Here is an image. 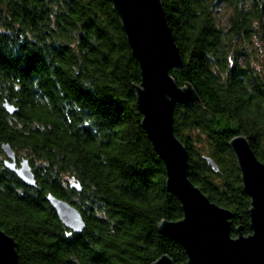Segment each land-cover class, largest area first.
Instances as JSON below:
<instances>
[{
    "label": "trees",
    "instance_id": "trees-1",
    "mask_svg": "<svg viewBox=\"0 0 264 264\" xmlns=\"http://www.w3.org/2000/svg\"><path fill=\"white\" fill-rule=\"evenodd\" d=\"M161 3L183 61L169 72L198 95L173 109L189 178L233 213L232 236L248 235L250 197L229 141L246 136L264 162V0ZM140 81L110 0H0V229L21 264H152L163 254L185 264L158 229L183 211L142 125ZM2 143L29 160L35 187L4 165ZM48 193L79 210L81 232L60 221Z\"/></svg>",
    "mask_w": 264,
    "mask_h": 264
},
{
    "label": "water",
    "instance_id": "water-1",
    "mask_svg": "<svg viewBox=\"0 0 264 264\" xmlns=\"http://www.w3.org/2000/svg\"><path fill=\"white\" fill-rule=\"evenodd\" d=\"M125 31L133 56L140 65L141 81L135 85L142 125L155 151L166 166L167 187L180 201L183 216L176 221L162 220L159 231L183 248L185 264H264V162L260 161L244 135L229 141L245 192L250 197L251 233L230 231L233 213L210 199L189 178L187 152L173 131V109L181 103L191 106L198 95L190 83L180 86L170 69H181L183 61L171 34L161 0H110ZM6 111L17 108L4 102ZM4 165L25 184L36 186L35 173L25 157L17 158L9 143H2ZM208 162L215 166L210 158ZM71 186L81 191L79 182ZM60 221L72 232L85 227L79 210L70 202L46 196ZM0 264H21L15 241L0 229ZM152 264H174L167 254Z\"/></svg>",
    "mask_w": 264,
    "mask_h": 264
},
{
    "label": "rangeland",
    "instance_id": "rangeland-1",
    "mask_svg": "<svg viewBox=\"0 0 264 264\" xmlns=\"http://www.w3.org/2000/svg\"><path fill=\"white\" fill-rule=\"evenodd\" d=\"M228 14H229V11L226 8H221L218 11L216 18H217V20L219 22L218 24L220 26L224 27L226 25Z\"/></svg>",
    "mask_w": 264,
    "mask_h": 264
}]
</instances>
